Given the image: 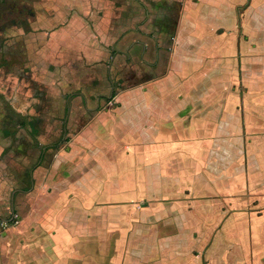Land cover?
Wrapping results in <instances>:
<instances>
[{
	"label": "crops",
	"instance_id": "crops-1",
	"mask_svg": "<svg viewBox=\"0 0 264 264\" xmlns=\"http://www.w3.org/2000/svg\"><path fill=\"white\" fill-rule=\"evenodd\" d=\"M31 6L7 29L26 61L0 74V161L31 109L71 138L28 150L0 264H264V0Z\"/></svg>",
	"mask_w": 264,
	"mask_h": 264
},
{
	"label": "rangeland",
	"instance_id": "rangeland-1",
	"mask_svg": "<svg viewBox=\"0 0 264 264\" xmlns=\"http://www.w3.org/2000/svg\"><path fill=\"white\" fill-rule=\"evenodd\" d=\"M32 1L33 0H0V74H4L9 67L11 69L14 60L17 62L15 67L16 71L18 72V70L21 69L19 74L23 75V73H25L23 67L26 61V55L23 50V35H17L16 38L19 36L22 38L19 40L16 39L15 44H13V47L8 52V43L9 41L12 42L14 35H9L7 29L8 26L14 24V21L19 25H23L25 21H28V15L30 14L29 10L32 8ZM8 53L13 55L10 60L8 59ZM28 77L33 81L29 82V85L31 84L30 90L32 93L35 91H43L45 95L47 88L41 89L38 80H36L31 72ZM52 95L42 96L41 101L43 106L46 105L45 107H47V105H49L54 107L64 104L63 99L56 98ZM30 111L31 113L28 117H32V121L29 122V119L28 122L26 120V123H32L31 130L28 128L26 132L21 131V127L19 128L17 125L23 126V123L13 126L12 132L16 134V140L18 143L20 142V145L16 146L14 150L9 152V155L6 156L5 159L3 158L4 160L2 159L0 161V218L5 220L4 222L0 220V232H2V235L16 232V229L22 224L21 206L22 202L26 201L28 197L27 194L18 190L16 187L22 190L30 189L32 187V181L30 182L27 179V173L30 166L33 169L39 166L38 162H32V164L27 163L26 154H28V150L39 153V142L62 143L71 138V130L61 129L62 123H58L66 117L64 113L56 117L55 114H45L40 112V110L31 109ZM47 119L50 124L46 126L45 122ZM31 139L33 141L29 143ZM53 152L54 150L48 155V159L52 156ZM25 176L26 179L24 178ZM22 254V252H17V255L20 256L18 259L21 264L24 262Z\"/></svg>",
	"mask_w": 264,
	"mask_h": 264
},
{
	"label": "trees",
	"instance_id": "trees-1",
	"mask_svg": "<svg viewBox=\"0 0 264 264\" xmlns=\"http://www.w3.org/2000/svg\"><path fill=\"white\" fill-rule=\"evenodd\" d=\"M102 105H100L98 108L100 109ZM23 118L28 119L29 117L27 115H24ZM60 147V144H57L56 147H54L53 149H58Z\"/></svg>",
	"mask_w": 264,
	"mask_h": 264
}]
</instances>
